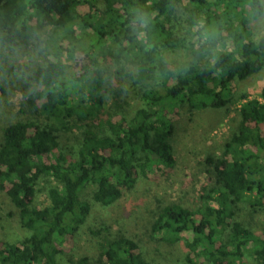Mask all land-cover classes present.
Masks as SVG:
<instances>
[{"label": "trees", "instance_id": "1", "mask_svg": "<svg viewBox=\"0 0 264 264\" xmlns=\"http://www.w3.org/2000/svg\"><path fill=\"white\" fill-rule=\"evenodd\" d=\"M134 10L148 14L146 28L133 22ZM262 14L261 0H0V45L38 46L46 55L27 101L36 118L2 131L0 191L30 235L0 242V264H62L64 247L95 205L109 207L140 180L173 170V109L227 108L237 101L233 82L264 72V37L254 39L251 25ZM109 63L114 71L104 69ZM120 78L142 103L130 119L125 110L119 117L120 102L109 96L119 98L111 80ZM238 98L234 133L220 156L202 162L200 206L170 204L152 224L159 241L187 236L177 264H245L247 252L264 264V225L257 234L235 219L245 206L264 222V86L259 98ZM75 132L76 156L55 159L64 134ZM45 179L48 204L37 208ZM89 185L92 200H82ZM87 231L102 264H163L147 261L135 240L113 235L109 226Z\"/></svg>", "mask_w": 264, "mask_h": 264}, {"label": "rangeland", "instance_id": "2", "mask_svg": "<svg viewBox=\"0 0 264 264\" xmlns=\"http://www.w3.org/2000/svg\"><path fill=\"white\" fill-rule=\"evenodd\" d=\"M263 14L252 21L254 39L264 37V0H261ZM86 6L80 7L79 12L86 14ZM52 60V58H47ZM46 62V55L40 47L13 48L0 45V143L3 128L16 121H27L36 118L33 110L28 108L27 101L33 99L37 87L31 81L33 72ZM114 71L112 64H106L104 69ZM114 90L119 95L110 98L120 102L121 107L116 113L124 110L129 112L127 118L132 117L142 105L139 97L129 85V81L120 78L111 80ZM128 82V83H127ZM264 86V72L246 81H236L231 84L234 98L233 105L220 110L207 109L204 111H188L187 108L177 107L172 111L175 133L172 138L176 165L173 170H165V174H152L150 180H140L132 191H124L123 197L109 207L95 205L83 227L75 237L64 247V253L59 261L77 262L82 258L89 260V264H102L99 261L97 239L91 237L87 226L96 228L109 226L110 232L122 234L135 240L140 247L143 257L150 262L163 264H177L186 256L185 243L182 240L169 244L154 239L151 227L161 208L170 204H178L183 208L197 209L200 206V194L206 186V174L202 162L209 154L220 156L225 143L231 138L236 129V110L243 101L238 97L248 96L249 99L259 98ZM125 88L124 91H117ZM113 105H107V111ZM119 117L114 119L118 120ZM80 134H64L55 159L62 155L67 158L76 156L80 145ZM54 159V158H53ZM50 180L45 179L38 186L40 192L34 201V206L43 208L48 204L47 188ZM95 187L89 185L81 194L82 200H92ZM236 220L242 221L254 233L262 232L264 225L262 215L250 216L245 206H241L236 214ZM30 233L20 223L19 214L4 192L0 191V242L18 243L28 237ZM245 264H255L247 252Z\"/></svg>", "mask_w": 264, "mask_h": 264}, {"label": "clouds", "instance_id": "3", "mask_svg": "<svg viewBox=\"0 0 264 264\" xmlns=\"http://www.w3.org/2000/svg\"><path fill=\"white\" fill-rule=\"evenodd\" d=\"M134 23H138L141 28H146L149 23V17L147 13L134 10Z\"/></svg>", "mask_w": 264, "mask_h": 264}, {"label": "bare ground", "instance_id": "4", "mask_svg": "<svg viewBox=\"0 0 264 264\" xmlns=\"http://www.w3.org/2000/svg\"><path fill=\"white\" fill-rule=\"evenodd\" d=\"M244 98V97H243Z\"/></svg>", "mask_w": 264, "mask_h": 264}]
</instances>
